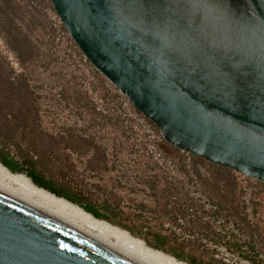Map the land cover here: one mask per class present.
Returning <instances> with one entry per match:
<instances>
[{
	"label": "rangeland",
	"instance_id": "1",
	"mask_svg": "<svg viewBox=\"0 0 264 264\" xmlns=\"http://www.w3.org/2000/svg\"><path fill=\"white\" fill-rule=\"evenodd\" d=\"M5 3L0 8V161L34 171L108 215L105 221L186 264H264V183L236 172L235 181L227 179L205 159L195 167L201 177L187 176L177 152L173 157L161 146L159 128L81 52L51 0ZM7 80L20 83L24 93L12 95ZM213 184L232 215H208L220 202L208 192ZM180 209L188 214L179 216L177 227L170 214ZM193 219L199 226L209 221L227 237L212 244L203 227H191ZM156 231L167 237L165 249L154 247ZM239 236L246 240V258L230 247Z\"/></svg>",
	"mask_w": 264,
	"mask_h": 264
},
{
	"label": "water",
	"instance_id": "2",
	"mask_svg": "<svg viewBox=\"0 0 264 264\" xmlns=\"http://www.w3.org/2000/svg\"><path fill=\"white\" fill-rule=\"evenodd\" d=\"M51 2L167 143L264 183V0ZM0 264L131 263L0 194Z\"/></svg>",
	"mask_w": 264,
	"mask_h": 264
},
{
	"label": "bare ground",
	"instance_id": "3",
	"mask_svg": "<svg viewBox=\"0 0 264 264\" xmlns=\"http://www.w3.org/2000/svg\"><path fill=\"white\" fill-rule=\"evenodd\" d=\"M0 194L65 226L131 264H186L154 250L130 232L94 217L80 205L36 185L0 161Z\"/></svg>",
	"mask_w": 264,
	"mask_h": 264
},
{
	"label": "trees",
	"instance_id": "4",
	"mask_svg": "<svg viewBox=\"0 0 264 264\" xmlns=\"http://www.w3.org/2000/svg\"><path fill=\"white\" fill-rule=\"evenodd\" d=\"M5 4H6L5 0H0V8H3ZM4 85H5V87H7V90H10L12 95L19 96L23 92V87L20 83L7 80V81H5ZM161 146L168 153V155H171L173 157H176L174 155L177 152V154H178L177 156L180 157V161L182 163L181 171L184 172L187 176H190L191 172H194L197 176L201 177L198 168L195 169V167L197 166L198 162L204 161V159L196 157V156L188 154V153H184V152L180 151L179 149L174 148L172 145L168 144L164 140L161 143ZM187 160L190 163V165H192L194 167V170L190 171L189 169H187V163H186ZM1 162L6 167H8V169H10L12 172L26 173L33 180V182L36 185H38V186H40L46 190H49L50 192L56 194L57 196L64 197L67 200L80 205L87 212H90L92 215H94V217H96L98 219H103V220H109L110 219L108 217V215L103 214V213L99 212L98 210H96L92 207L83 205L78 199H75L71 196L64 194L60 189H57L51 183L46 181L41 175L35 173L32 170H27L26 168L20 166L19 163L11 161L9 159H3ZM212 166L216 169L217 173H219L221 176H224L227 179L232 178L234 181L236 180V177H235L236 173L234 171H232L231 169L220 167V166H217L215 164H212ZM199 179H201V178H199ZM201 182L206 184L205 180H201ZM219 182H220V180H218V183ZM220 191H221V189L215 184H213L212 187H210V189L208 191V192H214L216 194V197L220 199L219 203L218 202L215 203V205H218L219 208L218 207L215 208L213 206L211 209H209V211H207V212H209L208 215L211 217L217 218L221 214V212H224V215L222 214L223 216H227V214L232 215L231 209L223 203L222 199L225 198V195H221ZM235 208H237V210H238V207H235ZM237 210L235 213L238 216L239 213ZM225 211H226V213H225ZM179 214H181V215H179ZM187 214H188V212L186 210H181V209L177 212H172L170 214V218L172 219V224L174 226L181 227L180 223H178V218H179V216L186 218ZM191 221L193 223V225L191 227H197L199 229H201L203 227L202 229L204 231L202 233H204L212 241V244H214V242L215 243L219 242L222 239L227 237L226 232L221 233V232L214 231L212 229V226L209 223V221H207V224L204 226H199L197 220H195V219H193ZM154 236L156 237V243L154 244V247L157 249H165L167 247L166 242H165L167 240V237L165 235H163L162 233H160L159 231H156V233H154ZM241 239L242 238L239 236V238L234 240V242L232 243V246H230V247H234L235 250L239 251L246 258V250H245L246 240H245V238L243 240H241ZM260 251L263 252L264 248H262Z\"/></svg>",
	"mask_w": 264,
	"mask_h": 264
}]
</instances>
